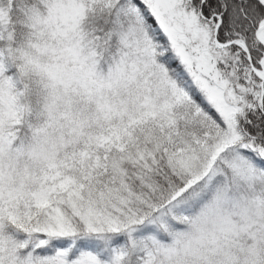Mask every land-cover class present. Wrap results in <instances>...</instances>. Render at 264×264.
<instances>
[{"label":"snow or ice","instance_id":"snow-or-ice-1","mask_svg":"<svg viewBox=\"0 0 264 264\" xmlns=\"http://www.w3.org/2000/svg\"><path fill=\"white\" fill-rule=\"evenodd\" d=\"M0 264H264V0H0Z\"/></svg>","mask_w":264,"mask_h":264}]
</instances>
